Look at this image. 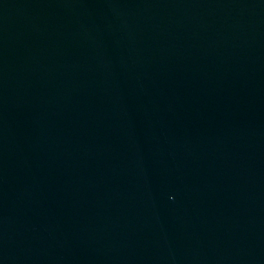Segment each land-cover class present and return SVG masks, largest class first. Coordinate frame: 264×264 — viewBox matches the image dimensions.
Segmentation results:
<instances>
[{
    "label": "water",
    "instance_id": "water-1",
    "mask_svg": "<svg viewBox=\"0 0 264 264\" xmlns=\"http://www.w3.org/2000/svg\"><path fill=\"white\" fill-rule=\"evenodd\" d=\"M0 264H264V0H0Z\"/></svg>",
    "mask_w": 264,
    "mask_h": 264
}]
</instances>
